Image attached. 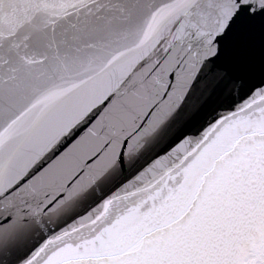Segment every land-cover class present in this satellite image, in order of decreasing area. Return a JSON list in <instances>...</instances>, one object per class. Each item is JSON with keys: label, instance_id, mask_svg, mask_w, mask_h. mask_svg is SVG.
I'll return each instance as SVG.
<instances>
[{"label": "snow or ice", "instance_id": "6c2138e0", "mask_svg": "<svg viewBox=\"0 0 264 264\" xmlns=\"http://www.w3.org/2000/svg\"><path fill=\"white\" fill-rule=\"evenodd\" d=\"M0 264H264V0H0Z\"/></svg>", "mask_w": 264, "mask_h": 264}]
</instances>
